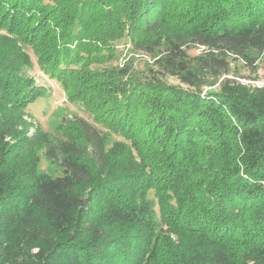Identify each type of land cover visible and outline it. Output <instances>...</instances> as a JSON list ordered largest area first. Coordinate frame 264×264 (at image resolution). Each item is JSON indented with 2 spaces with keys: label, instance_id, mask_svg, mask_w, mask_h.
Instances as JSON below:
<instances>
[{
  "label": "trees",
  "instance_id": "obj_1",
  "mask_svg": "<svg viewBox=\"0 0 264 264\" xmlns=\"http://www.w3.org/2000/svg\"><path fill=\"white\" fill-rule=\"evenodd\" d=\"M261 54L264 0H0V264H264Z\"/></svg>",
  "mask_w": 264,
  "mask_h": 264
},
{
  "label": "rangeland",
  "instance_id": "obj_2",
  "mask_svg": "<svg viewBox=\"0 0 264 264\" xmlns=\"http://www.w3.org/2000/svg\"><path fill=\"white\" fill-rule=\"evenodd\" d=\"M126 47H129V45H127ZM127 49L128 48L124 49L122 51L121 57L118 58L117 62H119L120 65H123L131 57L130 53L127 52ZM25 50L31 56L33 62V67L27 70L28 74L31 77L35 78V80L39 84L44 85L48 89L47 97L39 99L36 105L32 106L30 109V113L35 118L36 123L42 126L43 130L49 133H54L64 117L71 118L75 115H78L80 117L89 119V115L86 112H84L82 107L67 102L61 86L58 85L56 81L48 78L46 75L43 74V72L39 69L36 63L37 61L36 56L32 51V49L25 48ZM201 50L202 49L191 50L190 54L196 55L200 53ZM256 56H259V60L256 63L259 65V69L256 74L258 77V81L256 82V84L264 85V54L256 55ZM137 57L134 58V65H136V67H143L147 59L141 57L137 58ZM237 65L239 67L238 69L241 70L243 75L255 76V73H253L251 67L246 68V66L244 67L242 65H239V63ZM169 81L173 84H179V82L174 78H170ZM114 140H116V138L112 135L108 143L111 144ZM40 157H41V162H40L41 175H48L51 177H55L60 173L58 168L55 165L51 164V162L47 160L42 153H40ZM150 201H151V205L153 206V208L157 213V209H158L157 202L154 199L153 194L150 195Z\"/></svg>",
  "mask_w": 264,
  "mask_h": 264
}]
</instances>
